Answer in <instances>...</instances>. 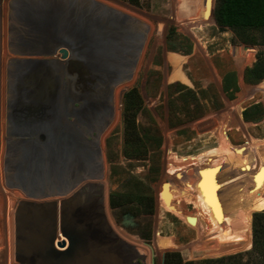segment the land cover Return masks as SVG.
<instances>
[{"label": "rangeland", "instance_id": "1", "mask_svg": "<svg viewBox=\"0 0 264 264\" xmlns=\"http://www.w3.org/2000/svg\"><path fill=\"white\" fill-rule=\"evenodd\" d=\"M205 2L8 0L7 51H0V264H20L16 233H26L28 217L46 219L61 203L109 228L106 250L125 264H163L168 252L198 262L251 249L253 214L261 211L250 207L264 199L257 181L264 163L250 162L248 180L238 185L243 160L229 166L222 158L264 148V78L245 76L264 56V31L221 30L205 18ZM232 72L238 92L228 100L222 77ZM132 89L141 98V135L149 129L162 138L139 160L124 150L123 101ZM130 189L153 196V214L136 203L110 208L112 191ZM187 218L200 226L186 225ZM248 239L249 248L237 249V240Z\"/></svg>", "mask_w": 264, "mask_h": 264}, {"label": "trees", "instance_id": "2", "mask_svg": "<svg viewBox=\"0 0 264 264\" xmlns=\"http://www.w3.org/2000/svg\"><path fill=\"white\" fill-rule=\"evenodd\" d=\"M133 1L136 2L137 0ZM213 17L217 27L221 30L262 32L264 31V0H215ZM245 76L247 80L253 83H258L264 78V56L258 57L254 66L245 72ZM221 90L228 100L234 99L235 94L238 92L235 73L223 75ZM123 104L125 156L130 160H139L146 155L149 145L153 144L155 150H157L161 146L162 138L157 133L156 135L153 134L149 129L142 131L141 135L136 124L137 114L141 109V98L136 89H132L124 95ZM158 168L153 169L158 171ZM150 172L152 173V171ZM119 175L118 168L112 167L111 176L117 177ZM248 178L249 176H245L236 184H243ZM257 181L264 182V166L259 169ZM129 203H136L144 207L146 205L148 209L145 212L147 214L154 213V198L150 194L138 193L134 189L126 192L112 191L109 194V206L112 209L122 208ZM250 208L253 212H261L253 214L252 247L248 252L198 262H185L179 253L168 252L165 254L163 264H264V199ZM250 216L246 220L248 232H250ZM195 221L197 229V226H200V220L196 218ZM185 224L190 225L188 222ZM235 246L237 249L249 248L250 239L244 241V243L237 240Z\"/></svg>", "mask_w": 264, "mask_h": 264}, {"label": "water", "instance_id": "3", "mask_svg": "<svg viewBox=\"0 0 264 264\" xmlns=\"http://www.w3.org/2000/svg\"><path fill=\"white\" fill-rule=\"evenodd\" d=\"M209 11L211 18L214 10ZM62 54L66 53L62 51ZM264 84V82H263ZM166 183L163 184L164 187ZM57 205L54 204L50 222L38 215L27 219L26 233L16 236V261L20 264H125L124 260L112 252H107V234L109 228L102 226L86 217L83 211L60 206V218L57 220ZM89 216V215H87ZM189 224H195L194 218H187ZM57 227L60 235L68 241L64 251V241L57 242ZM20 235H23L22 237ZM20 236V237H19Z\"/></svg>", "mask_w": 264, "mask_h": 264}, {"label": "bare ground", "instance_id": "4", "mask_svg": "<svg viewBox=\"0 0 264 264\" xmlns=\"http://www.w3.org/2000/svg\"><path fill=\"white\" fill-rule=\"evenodd\" d=\"M2 2H3V0H2ZM8 6H9V4H8V0H5L4 1V4H3V14H2V24H1V41H0V51L2 52V53H6V51H7V44H6V37L8 36L6 33V31H7V24H6V21H7V15H8ZM205 7H206V10H205V18H208V17H211L210 15H209V11L212 9V4H211V0H206V2H205ZM25 10V9H24ZM9 17V16H8ZM9 21V20H8ZM7 35V36H6ZM223 133V132H222ZM220 134V133H219ZM248 135V134H247ZM222 137H221V139L220 140H224L223 142H225V143H223V144H226V146L227 145H230L229 144V142H228V140L226 139V137H225V135L223 134V135H221ZM244 137V136H243ZM259 142V141H258ZM257 144V143H256ZM218 146V145H217ZM221 146V145H220ZM252 146H253V144H252ZM223 147V146H222ZM228 147H231V146H227V148ZM219 148V147H218ZM226 148V147H225ZM213 149V148H212ZM238 149H239V147H238ZM227 149H225V151H226ZM244 151L242 152H239V151H237V149H235L234 151H230L229 152V150L228 151H226V153L225 152H223L224 153V156H223V158H222V156H220L222 159H223V163L224 164H227V165H229V166H233L234 164L236 165V164H240L239 162H240V160H243V161H241L242 162V170H241V166H239V168H240V170H241V172H240V174H239V177L237 178V179H241V178H243V177H245L246 176V172L247 171H245V168L249 165V163L250 162H252V161H254V159H255V161H256V166L257 165H259V164H262V163H264V148L263 147H256V146H254V147H246L245 149H243ZM221 151H223V150H221ZM208 152V151H207ZM212 152H213V150H212ZM219 152H220V150H219ZM223 153H222V155H223ZM218 154V153H217ZM208 155V154H207ZM211 155V154H210ZM214 155V154H213ZM221 155V154H220ZM202 157V156H201ZM200 158V157H199ZM200 161V160H199ZM204 162V161H203ZM222 163V162H221ZM204 164V163H203ZM206 166V165H205ZM205 166H204V168H205ZM207 166H208V164H207ZM211 166V165H210ZM209 167V166H208ZM255 167V166H254ZM234 168V167H233ZM256 168V167H255ZM227 169V168H226ZM226 169H225V171H226ZM229 169V168H228ZM250 169V168H249ZM208 170V169H207ZM239 170V171H240ZM246 170H247V168H246ZM209 171V170H208ZM238 171V172H239ZM206 172V171H205ZM210 172H212V171H210ZM249 172V171H248ZM209 173V172H208ZM216 173H219V172H216ZM237 173V172H236ZM200 175V174H199ZM219 175V174H218ZM204 176V175H203ZM200 177V176H199ZM221 177V176H220ZM201 179H202V182H210V183H212V182H215V181H218V180H220V179H218V178H216V179H209V178H205V177H200ZM199 178V179H200ZM182 179V178H181ZM237 179H235V180H237ZM234 180V179H233ZM200 181V180H199ZM201 182V183H202ZM205 183V184H206ZM204 184V183H203ZM199 185V184H198ZM169 188V187H168ZM171 188V187H170ZM172 191V190H171ZM173 192V191H172ZM166 195V197H167V199H166V202H165V205L167 206V207H169V202H170V200H169V198H168V194H165ZM171 196H172V194H171ZM72 207L73 208H77L76 206H74V205H72ZM52 216V215H51ZM51 216H48V217H46V220H47V222L49 223L50 222V217ZM56 216H57V220L60 218V211L59 210H57V214H56ZM29 218V217H28ZM16 235H17V233H16ZM15 238H16V236H15ZM60 238V241H64L65 242V246L63 247V248H58V247H56V249L58 250V251H64V250H66V248L68 247V241L64 238V237H62V235H60V231H59V229H58V227H57V240L55 241V246L57 245V242H59V239ZM164 245V244H163Z\"/></svg>", "mask_w": 264, "mask_h": 264}]
</instances>
